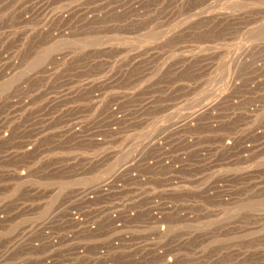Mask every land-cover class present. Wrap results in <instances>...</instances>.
<instances>
[{
  "label": "rangeland",
  "instance_id": "1",
  "mask_svg": "<svg viewBox=\"0 0 264 264\" xmlns=\"http://www.w3.org/2000/svg\"><path fill=\"white\" fill-rule=\"evenodd\" d=\"M0 264H264V0H0Z\"/></svg>",
  "mask_w": 264,
  "mask_h": 264
}]
</instances>
